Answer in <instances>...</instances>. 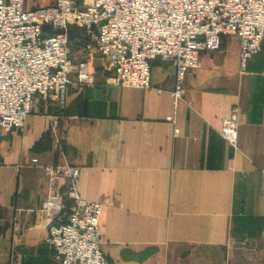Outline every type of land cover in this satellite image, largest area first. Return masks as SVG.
<instances>
[{"label":"crops","instance_id":"1","mask_svg":"<svg viewBox=\"0 0 264 264\" xmlns=\"http://www.w3.org/2000/svg\"><path fill=\"white\" fill-rule=\"evenodd\" d=\"M199 60L174 103L170 62L151 61L142 90L115 85L92 56L95 85L70 84L63 108L37 99L24 131H1L0 264H61L46 243L43 167L63 164L78 169L82 199L104 204L101 250L115 264H264V49L242 70L225 35ZM234 109L236 148L220 135Z\"/></svg>","mask_w":264,"mask_h":264},{"label":"built area","instance_id":"2","mask_svg":"<svg viewBox=\"0 0 264 264\" xmlns=\"http://www.w3.org/2000/svg\"><path fill=\"white\" fill-rule=\"evenodd\" d=\"M25 2L0 0V134L24 131L37 99L54 97L63 108L70 84L95 85L88 71L92 56L115 85L142 90L151 87V61L170 62L171 97L177 103L187 72L201 66L202 53L218 50L223 36L237 37L242 70L264 49V0H56L33 10ZM70 24L82 30L78 53L87 56L80 61L71 56ZM237 115L234 109L220 128L233 148ZM166 121L174 123L172 117ZM43 170L51 184L43 206L49 219L46 243L56 258L61 264H115L101 250L104 204L78 195V169L63 164ZM63 181L68 182L64 195L58 187Z\"/></svg>","mask_w":264,"mask_h":264},{"label":"rangeland","instance_id":"3","mask_svg":"<svg viewBox=\"0 0 264 264\" xmlns=\"http://www.w3.org/2000/svg\"><path fill=\"white\" fill-rule=\"evenodd\" d=\"M69 36H71L70 38H71V42L72 41H74V39H75V37H81V34H82V30L79 28V27H77L76 25H74V24H70L69 25ZM80 35V36H79ZM82 41V39L79 41V43ZM74 42H72V44H73ZM78 43V44H79ZM80 48V47H79ZM78 54V53H77ZM86 53H83V55L82 54H78V56L76 57V58H74V57H72V58H74V60L75 61H77V60H79V59H83V58H86ZM156 60H160V59H156Z\"/></svg>","mask_w":264,"mask_h":264}]
</instances>
